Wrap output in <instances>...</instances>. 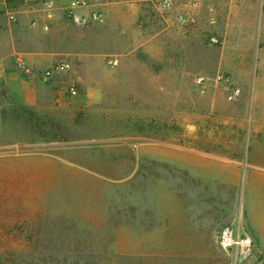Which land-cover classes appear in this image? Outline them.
I'll return each mask as SVG.
<instances>
[{
  "label": "rangeland",
  "instance_id": "1",
  "mask_svg": "<svg viewBox=\"0 0 264 264\" xmlns=\"http://www.w3.org/2000/svg\"><path fill=\"white\" fill-rule=\"evenodd\" d=\"M110 1L105 23L25 30L76 83L40 123L0 80V264H231L234 218L238 264H264V0Z\"/></svg>",
  "mask_w": 264,
  "mask_h": 264
},
{
  "label": "crops",
  "instance_id": "2",
  "mask_svg": "<svg viewBox=\"0 0 264 264\" xmlns=\"http://www.w3.org/2000/svg\"><path fill=\"white\" fill-rule=\"evenodd\" d=\"M47 1L53 4L50 10L45 8ZM70 1L0 0V9L3 12H12L15 19L6 22L0 30V80L16 103L41 109L45 107L46 101L50 106L52 103L62 106L72 99L64 90L65 81L59 78L62 73L54 74L49 80L41 78L40 73L46 65L41 59V49L31 39L24 37L27 34L25 30L43 31L44 25L51 34L69 25L81 27L67 15L66 8H69ZM86 1V6L73 7L72 10L86 14L92 9L103 10L100 6L106 7L112 3L110 0ZM32 21L35 23L32 24ZM21 56L31 68L28 73L18 69L17 60Z\"/></svg>",
  "mask_w": 264,
  "mask_h": 264
},
{
  "label": "built area",
  "instance_id": "3",
  "mask_svg": "<svg viewBox=\"0 0 264 264\" xmlns=\"http://www.w3.org/2000/svg\"><path fill=\"white\" fill-rule=\"evenodd\" d=\"M169 0H166V4L169 5ZM88 3L86 0H71L69 3V8H66L67 15L78 25L87 26L89 24H101L105 23L107 15L103 10L92 9L88 13H76L72 10L73 7L77 6H86ZM53 7L52 2L47 1L45 3V8L50 10ZM14 19V14L12 12H3L0 9V30L3 28L6 22H11ZM178 20H184V16L179 14ZM32 24L35 21L31 22ZM43 29H47V26L44 25ZM215 41L216 39L213 38ZM18 69L22 72L28 73L30 71V66L22 59L18 58L17 60ZM67 67V63L64 61L53 64L40 73V76L43 80H49L54 74H60ZM214 81L216 83H224L226 88V98L229 101L236 100L242 93L241 86L223 76V74L218 73ZM194 84L196 88L203 92L210 85V78L204 74H197L194 77ZM64 90L69 93V95L76 94V83L74 80H68L64 84ZM218 244L219 247L226 252L229 262L231 264H238L241 261L247 259L253 249V240L247 232H245L241 226L239 218H234L229 223L223 225L218 233Z\"/></svg>",
  "mask_w": 264,
  "mask_h": 264
},
{
  "label": "trees",
  "instance_id": "4",
  "mask_svg": "<svg viewBox=\"0 0 264 264\" xmlns=\"http://www.w3.org/2000/svg\"><path fill=\"white\" fill-rule=\"evenodd\" d=\"M19 107H20V113H18L16 116L20 117V118H23L25 121H33V122H38L40 123L39 121H37L39 118L35 116L33 110H31L30 107L26 106V105H22V104H19ZM17 110H14L12 113L14 114ZM17 118V117H16ZM34 127V126H33ZM218 242V241H217ZM219 245V244H218ZM89 259H84V264H89ZM108 263L111 264V262L109 261ZM29 264H36L35 260H32L29 262Z\"/></svg>",
  "mask_w": 264,
  "mask_h": 264
}]
</instances>
